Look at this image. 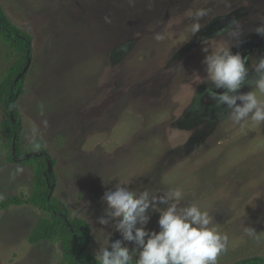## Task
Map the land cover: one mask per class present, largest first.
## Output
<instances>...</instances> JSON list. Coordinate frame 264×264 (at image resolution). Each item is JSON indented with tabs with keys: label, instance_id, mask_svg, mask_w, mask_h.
Masks as SVG:
<instances>
[{
	"label": "rangeland",
	"instance_id": "374dc122",
	"mask_svg": "<svg viewBox=\"0 0 264 264\" xmlns=\"http://www.w3.org/2000/svg\"><path fill=\"white\" fill-rule=\"evenodd\" d=\"M0 6L32 36L17 102L20 149L38 140L56 160L53 195L70 218L88 223V254L99 259L110 233V242L121 238L111 221L101 225L98 217L103 193L125 184L137 191L179 189L181 206L207 211L211 227L228 238L217 264L264 255V123L249 117L233 124L228 116L213 123L205 111L219 107L197 95L209 84L199 82L206 76L202 47L214 48L220 29L240 22L232 52L264 43L254 31L264 20V0H0ZM200 8L208 14L191 35L188 13ZM157 33L166 39L156 41ZM259 49L248 53L249 71ZM17 58L0 38V80ZM240 91L264 99L251 85ZM5 118L0 105V198H26L37 159L7 160ZM149 215L146 228L158 230L159 213ZM43 217L48 214L27 203L0 209V264H60L58 239L28 242Z\"/></svg>",
	"mask_w": 264,
	"mask_h": 264
},
{
	"label": "clouds",
	"instance_id": "9594fccd",
	"mask_svg": "<svg viewBox=\"0 0 264 264\" xmlns=\"http://www.w3.org/2000/svg\"><path fill=\"white\" fill-rule=\"evenodd\" d=\"M207 14L203 8L188 13L192 20L191 35L201 29V21ZM261 21L254 31L264 35V20ZM216 35L222 39L214 48L202 47L206 76L199 82L212 86L206 89L207 94L217 107L224 106L233 124L249 117L258 125L264 123V99L252 91H240L248 84L264 94V57L255 61L252 68L257 78L250 80L246 67L248 57L230 50L239 43L240 22L232 20ZM154 39L164 41L166 35L157 33ZM101 199L106 206L104 215L98 217L99 224L109 225L111 221L121 238L110 242L109 234L108 243L100 252L99 264H217L218 256L227 249V236L211 227L213 217L196 204L181 206L183 192L179 189L137 191L118 184L106 190ZM150 210L159 213L158 230L146 228ZM245 233L256 238V231L251 227H246ZM125 242L133 247L129 248Z\"/></svg>",
	"mask_w": 264,
	"mask_h": 264
},
{
	"label": "trees",
	"instance_id": "16d2710c",
	"mask_svg": "<svg viewBox=\"0 0 264 264\" xmlns=\"http://www.w3.org/2000/svg\"><path fill=\"white\" fill-rule=\"evenodd\" d=\"M0 38L12 51L16 52L18 57L0 80V105L6 113V118L2 122V135L7 140L9 148L7 160L13 163L16 162L17 157L21 158L20 162L29 161V158L37 159L31 193L26 198L19 196L0 198V209L23 203L39 207L48 214V217H43L36 222L28 236L29 243L58 239L63 250L60 264H99V259L85 250L89 242L88 223L79 217L70 218L64 203L53 195L56 177L55 173L48 172V164L54 166L56 160L38 140H33L26 152L20 149L22 125L17 102L24 92V79L27 71L17 81L15 78L22 71L27 58L31 57L32 36L16 26L1 6ZM12 142L15 144L14 153L11 149ZM27 153L31 155L28 156ZM236 264H264V255L245 258Z\"/></svg>",
	"mask_w": 264,
	"mask_h": 264
},
{
	"label": "flooded vegetation",
	"instance_id": "af4514ba",
	"mask_svg": "<svg viewBox=\"0 0 264 264\" xmlns=\"http://www.w3.org/2000/svg\"><path fill=\"white\" fill-rule=\"evenodd\" d=\"M245 45H247V42H245ZM244 47H245L244 44H242L238 49L234 50L233 53L235 54V53L239 52L241 55H245L247 53L245 55V57H248L249 51H254V50L260 48L259 51H262V52H260V54H258L257 59L259 60L261 57H264V43L262 41L261 42L258 41L257 43H254L250 48H244ZM242 57H244V56H242ZM256 78H257V74L255 73V71L253 70V68H251V70L248 72V79L255 80ZM209 85L210 84H208L204 88H201V93L198 92L197 95L198 96H204L205 95L210 100H212L211 97L206 92V89L210 87ZM213 90L214 91H222V90H217V89H213ZM191 109H192L193 112L196 111L195 110L196 109V106L194 105V102H193V104L191 106ZM204 109H206V108H204ZM205 112L207 114H208V112L210 113V117H212L211 118V121L213 123H216V121L219 119V117L220 118H223V117L228 116L227 115V110L224 109V106H222V105L218 109L217 108L216 109L215 108H211V109H208L207 108Z\"/></svg>",
	"mask_w": 264,
	"mask_h": 264
},
{
	"label": "water",
	"instance_id": "95a60500",
	"mask_svg": "<svg viewBox=\"0 0 264 264\" xmlns=\"http://www.w3.org/2000/svg\"><path fill=\"white\" fill-rule=\"evenodd\" d=\"M30 61H31V59L27 58L26 63L24 64V66L22 68V71L20 73H18L16 78H15L16 81L28 70ZM14 150H15V144H14V142H12V153H14ZM51 171H52V165L48 164V172L50 173ZM82 250H83V248H82Z\"/></svg>",
	"mask_w": 264,
	"mask_h": 264
}]
</instances>
